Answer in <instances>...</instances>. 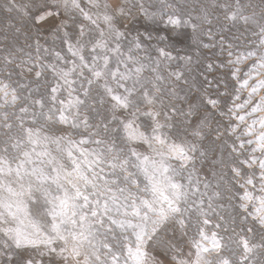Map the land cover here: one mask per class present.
<instances>
[{
  "label": "snow or ice",
  "instance_id": "1",
  "mask_svg": "<svg viewBox=\"0 0 264 264\" xmlns=\"http://www.w3.org/2000/svg\"><path fill=\"white\" fill-rule=\"evenodd\" d=\"M0 264H264V0H0Z\"/></svg>",
  "mask_w": 264,
  "mask_h": 264
},
{
  "label": "rangeland",
  "instance_id": "2",
  "mask_svg": "<svg viewBox=\"0 0 264 264\" xmlns=\"http://www.w3.org/2000/svg\"><path fill=\"white\" fill-rule=\"evenodd\" d=\"M137 27H139L141 30H143L145 27H147L150 31L153 32V35L155 36L158 32L160 35H167L169 36V42L174 45L175 48H179L181 50H189L192 51L191 46V40H189L184 35H178L177 33L168 31L164 25H154L150 24L149 22L144 21L142 18L138 21ZM194 47V46H193ZM207 51V50H205Z\"/></svg>",
  "mask_w": 264,
  "mask_h": 264
}]
</instances>
